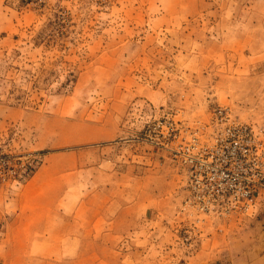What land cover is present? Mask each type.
I'll return each mask as SVG.
<instances>
[{
    "label": "rangeland",
    "instance_id": "1",
    "mask_svg": "<svg viewBox=\"0 0 264 264\" xmlns=\"http://www.w3.org/2000/svg\"><path fill=\"white\" fill-rule=\"evenodd\" d=\"M232 123L264 128V0H0V264H264V191L201 213L171 152Z\"/></svg>",
    "mask_w": 264,
    "mask_h": 264
},
{
    "label": "built area",
    "instance_id": "2",
    "mask_svg": "<svg viewBox=\"0 0 264 264\" xmlns=\"http://www.w3.org/2000/svg\"><path fill=\"white\" fill-rule=\"evenodd\" d=\"M189 137L171 149L184 169L188 203L217 216L254 210L264 191V128L232 123L207 142ZM12 169L9 160L0 159V179Z\"/></svg>",
    "mask_w": 264,
    "mask_h": 264
},
{
    "label": "crops",
    "instance_id": "3",
    "mask_svg": "<svg viewBox=\"0 0 264 264\" xmlns=\"http://www.w3.org/2000/svg\"><path fill=\"white\" fill-rule=\"evenodd\" d=\"M29 187V183L25 184V189L22 191L18 200L21 205L20 212H23L19 216L26 217L25 220L20 218V222L22 223L20 225H26L25 227L30 230L29 234L33 235L63 234L59 226L62 221H60V214L57 209L48 207L44 203V197H40L37 195L38 193L36 194L35 190ZM21 234H26V232H22Z\"/></svg>",
    "mask_w": 264,
    "mask_h": 264
}]
</instances>
